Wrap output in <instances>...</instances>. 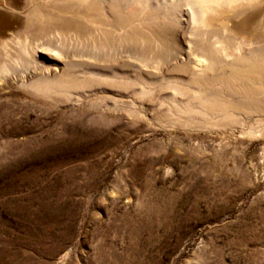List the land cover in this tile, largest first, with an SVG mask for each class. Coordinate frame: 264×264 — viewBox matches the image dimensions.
Masks as SVG:
<instances>
[{
	"label": "rangeland",
	"instance_id": "rangeland-1",
	"mask_svg": "<svg viewBox=\"0 0 264 264\" xmlns=\"http://www.w3.org/2000/svg\"><path fill=\"white\" fill-rule=\"evenodd\" d=\"M127 1L135 2L119 4ZM58 2L0 0V44L27 27L30 38L50 28L27 18L34 9L83 25L102 14ZM144 2L147 22L176 23L161 26L173 50L163 62L135 46L119 51L117 42L112 57L66 50L81 80L115 69L127 89L96 84L51 96L24 88L20 69L0 77V264H264V111L247 113L233 101L236 121L185 113L186 97L173 100L168 86L191 76L173 66L201 54L197 38L214 41L234 26L236 38L263 47L264 0L245 14L224 6L200 30L192 0ZM19 53L13 45L0 63ZM37 57L63 69L53 53ZM139 75L148 82L144 96Z\"/></svg>",
	"mask_w": 264,
	"mask_h": 264
},
{
	"label": "bare ground",
	"instance_id": "bare-ground-1",
	"mask_svg": "<svg viewBox=\"0 0 264 264\" xmlns=\"http://www.w3.org/2000/svg\"><path fill=\"white\" fill-rule=\"evenodd\" d=\"M56 1L60 2L61 0ZM74 1L79 5L78 7L85 6L92 11L100 8L102 14L99 15L100 17H88L90 23L88 24L87 22L83 25L80 22L73 23L63 19H59L61 22L58 23L55 22L58 18L54 15L38 9L32 10L27 15V18L36 17L45 23H49L50 28L43 27L36 34L37 37L30 38L27 27L23 32H17L10 39L4 40L0 44L1 53L6 54L13 45L18 47L20 53L15 60L0 63V77L20 69L23 74L22 86L27 88V90L30 89L38 94L44 93L51 96L66 97L72 89L91 88L96 84H105L110 87L117 86L123 89H127L130 84L128 81L119 82L118 80L120 79L128 78H125L126 75L119 74L115 69L109 73L99 71L96 75L98 82L81 80L79 76L73 74V69L78 64L72 63L65 58L66 50L72 47L92 50L98 56L112 57L117 49L115 50V47L111 44L112 42H117L121 45L119 51L129 48L133 49V46H135V49L144 51L140 53L141 55L149 58H158L159 62L160 60L162 62L165 60V58L161 59L160 55H165L166 58L168 55H173L171 44L164 36L166 31L161 27L163 26L162 24H167L168 21L163 18L157 19L153 16V23L147 22L148 14L146 12L148 7L144 0H135L134 3L127 1L128 4L123 2L122 5L119 4L120 0H107L109 3L105 2V0ZM256 1L192 0V5L194 4L196 8L194 22L198 24L197 28L200 30L202 27L207 26L209 22H207V19L211 16H224L228 12V8L224 6L229 5L232 9H235L238 4L240 8L243 7L245 14ZM139 5L144 6L141 7V11L137 8ZM254 10H257V8ZM251 16H249V19ZM83 18L87 21V17ZM53 22L58 23V25L53 24ZM248 23L249 20L237 24V27L243 29ZM168 24L170 27L176 26L174 22H169ZM221 33L222 36L215 34L216 40L214 41L208 39L204 41L201 38H197L201 42L199 43L201 54L197 55L194 61L187 65L176 63L173 66L176 70H190L191 76L183 83L170 82L168 86L173 91V100L179 97H186L188 106L184 108L185 113H202L206 116L209 113L208 110H210L215 113H222L223 116L227 117L228 121H236V108L230 109L232 105L236 104L233 101H238L240 109L245 110L247 113L253 114L260 110L264 111V46H251L247 39L236 38L241 32L234 26L233 29H222ZM199 34L202 35L203 33L199 32ZM44 38L48 41H56V45L45 47L44 42H40ZM98 40L100 41L98 42ZM231 45L235 46L238 53L229 52ZM242 48L247 49L246 53L242 52ZM43 51H48L53 53L54 56L63 59V69L61 70L58 67L59 64L54 66L53 70L50 69V64L47 61L37 57L38 53ZM156 51H160L161 54ZM100 61L105 63V60ZM158 61L156 63L160 64ZM99 66L110 68L111 65L101 64ZM34 77L38 78L28 84L25 83L26 80ZM255 77L257 82H254ZM138 80L142 81L145 86L139 93V95L144 96L148 92L146 88V83L148 82L142 75H139ZM240 95L244 97L242 98Z\"/></svg>",
	"mask_w": 264,
	"mask_h": 264
},
{
	"label": "water",
	"instance_id": "water-1",
	"mask_svg": "<svg viewBox=\"0 0 264 264\" xmlns=\"http://www.w3.org/2000/svg\"><path fill=\"white\" fill-rule=\"evenodd\" d=\"M3 24L2 22H0V25Z\"/></svg>",
	"mask_w": 264,
	"mask_h": 264
}]
</instances>
